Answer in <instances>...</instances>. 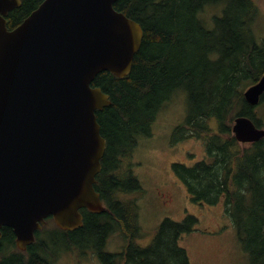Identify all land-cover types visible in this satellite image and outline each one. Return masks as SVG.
I'll return each mask as SVG.
<instances>
[{
  "label": "trees",
  "instance_id": "16d2710c",
  "mask_svg": "<svg viewBox=\"0 0 264 264\" xmlns=\"http://www.w3.org/2000/svg\"><path fill=\"white\" fill-rule=\"evenodd\" d=\"M41 1L21 0L5 16L7 26L19 24ZM216 4L222 7L221 15H215L213 27L208 28L201 13L205 6ZM113 6L140 23L143 38L129 74L120 78L103 71L91 82L111 100L96 110L106 148L94 188L104 210H80L83 227L76 231L80 238L88 235L80 244L93 247L103 264H190L180 237L197 224L194 214L182 221L165 217L147 245L137 241L136 198L144 190L128 161L138 136L152 134L158 111L175 91L183 89L188 110L173 141L202 139L206 158L190 166L176 161L173 173L193 203L222 204L236 226L248 264H264V137L240 143L231 131L238 114L250 117L257 126L263 124L257 108L243 96L245 88L264 73V34L259 39L253 31L258 5L254 0H117ZM258 104L264 105V93ZM118 227L127 243L121 253H106L107 236ZM76 231L68 232L66 248L72 246ZM1 232L6 247L0 246V264L14 256L8 247L15 253L14 264H27L31 248L44 251L40 231L26 251L17 249L11 228L3 227ZM63 234L66 232L55 227L44 239L50 243L49 257L55 258L60 251ZM35 255L42 257L39 252ZM37 257L29 255L28 264H46Z\"/></svg>",
  "mask_w": 264,
  "mask_h": 264
},
{
  "label": "water",
  "instance_id": "95a60500",
  "mask_svg": "<svg viewBox=\"0 0 264 264\" xmlns=\"http://www.w3.org/2000/svg\"><path fill=\"white\" fill-rule=\"evenodd\" d=\"M117 0H42L8 29L0 0V228L25 249L52 215L63 229L81 225L79 208L103 210L94 189L105 138L95 111L109 95L91 85L102 71L131 70L142 27L113 7ZM264 73L243 95L256 105ZM239 142L264 137L248 116L233 120ZM1 236V232H0Z\"/></svg>",
  "mask_w": 264,
  "mask_h": 264
},
{
  "label": "rangeland",
  "instance_id": "374dc122",
  "mask_svg": "<svg viewBox=\"0 0 264 264\" xmlns=\"http://www.w3.org/2000/svg\"><path fill=\"white\" fill-rule=\"evenodd\" d=\"M254 1L258 5L259 14L253 24V31L260 39L264 34V0ZM221 9L219 4L205 6L201 18L208 28L213 27V17L221 15ZM256 107L264 125V105ZM187 110V93L178 89L158 111L152 124V134L139 135L137 138L130 160L134 162V174L145 189L138 200L141 235L137 241L141 246L147 245L165 217L182 221L187 214H194L198 218L197 224L180 237V244L189 254L190 264H248V254L242 248L236 226L222 205L193 203L173 173L172 163L178 161L190 166L205 157V146L201 139L190 137L172 141L174 128L184 120ZM210 124L216 125L214 120ZM51 227L53 225L47 222L44 228ZM43 229L41 233L44 235ZM124 244L125 237L120 232H112L104 250L118 252ZM47 245L49 255V241ZM74 248L79 249L61 248L59 253L63 254L56 264H101L96 253L87 252L79 258Z\"/></svg>",
  "mask_w": 264,
  "mask_h": 264
},
{
  "label": "flooded vegetation",
  "instance_id": "af4514ba",
  "mask_svg": "<svg viewBox=\"0 0 264 264\" xmlns=\"http://www.w3.org/2000/svg\"><path fill=\"white\" fill-rule=\"evenodd\" d=\"M13 28V27H12ZM12 28H10V27H8V29H12ZM137 205H138V203H137ZM47 222H52V223H54V220H53V218L51 217V216H49V217H47L46 218V223ZM45 223V224H46ZM45 224L44 225H42V227L40 228V229H38V230H41L44 226H45ZM54 225L56 226V224L54 223ZM82 226V225H81ZM81 226H78V227H76V228H74V229H71V230H69V229H61V230H63V231H65L66 232V234H63L62 236H61V238H60V243H61V248H64V249H71L72 247H78L79 249H81V250H79V249H76V248H74V251H76L77 252V254H78V256H79V258L81 257V256H84L87 252H91V253H93V254H95L96 253V255H97V258H98V260H99V256H98V254H97V251H95V249L93 248V247H91L90 245H88V246H86V247H84L83 248V246L80 244V242L82 243V244H84V241H85V239H86V237H88V235H86V236H84V237H82V238H80V236H79V233H77L78 231H76V230H78V228H82ZM139 226H140V224H139ZM37 230V231H38ZM76 231V234L74 233L73 234V236H72V238L74 239V242H73V244H72V246H70L69 248H66L65 247V245H66V240H67V237H68V232H75ZM112 232H117V233H121V235L122 236H124L125 237V235L123 234V232H122V230L120 229V227H118L117 229H115V230H113ZM112 232L110 233V234H108V236H107V239H108V237L112 234ZM140 235H141V232H140ZM139 235V236H140ZM64 237H66V239L64 238ZM36 238H37V235H36V231H35V240H36ZM139 238V237H138ZM138 238H137V240H138ZM2 239H3V235L1 234V237H0V246L1 247H6V242H4V241H2ZM44 239H46V238H43L42 239V243H44V245H45V248H44V251H35L33 248H31L29 251H28V254H27V264H28V260H29V255H31V256H35V257H37L36 255H35V252H39V254L40 255H42V257H41V259L40 258H38V259H40V260H42L44 263H50V264H56V262H57V259L63 254V252H61V253H59V251L56 253V256H55V258H51V257H49L48 256V245H47V240H44ZM107 239H106V241H107ZM106 243V242H105ZM126 243H127V240H126V237H125V244L123 245V248H124V246L126 245ZM43 245V246H44ZM32 246V244L29 246V247H31ZM105 246V245H104ZM28 247V248H29ZM83 248V249H82ZM123 248L120 250V251H118V252H107V251H105L106 253H109V254H117V253H121L122 251H123ZM7 251H8V253L9 254H11V255H14L13 256V258H11L6 264H14L15 263V253H14V251H13V249L12 248H10V247H8L7 248ZM74 251H70V252H74ZM84 253V254H80V253ZM79 260V259H78ZM77 260V261H78ZM30 261V260H29ZM0 262H1V253H0ZM99 262L101 263V264H103L102 262H101V260H99Z\"/></svg>",
  "mask_w": 264,
  "mask_h": 264
}]
</instances>
